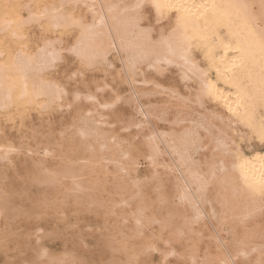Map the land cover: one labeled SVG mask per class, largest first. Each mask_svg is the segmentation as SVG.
Returning <instances> with one entry per match:
<instances>
[{
	"label": "bare ground",
	"instance_id": "1",
	"mask_svg": "<svg viewBox=\"0 0 264 264\" xmlns=\"http://www.w3.org/2000/svg\"><path fill=\"white\" fill-rule=\"evenodd\" d=\"M148 5L167 27L144 23ZM38 24L76 33L32 44ZM65 52L114 70L120 84H105L113 99L98 84L69 102L53 74ZM171 68L187 91L156 77ZM82 95L88 104L76 103ZM121 102L134 118L125 121ZM55 106H75L71 121L59 136L41 132L37 148L15 143L0 122V162L23 163L15 177L35 197L28 205L18 185L0 183V264H21L30 247V264H264V0H0V116ZM40 206L56 218L43 237L75 226L82 242L71 246L89 259L43 262L46 247L27 242ZM85 212L112 229L82 230Z\"/></svg>",
	"mask_w": 264,
	"mask_h": 264
},
{
	"label": "rangeland",
	"instance_id": "2",
	"mask_svg": "<svg viewBox=\"0 0 264 264\" xmlns=\"http://www.w3.org/2000/svg\"><path fill=\"white\" fill-rule=\"evenodd\" d=\"M144 23L154 25L156 28V31H157L161 26L167 27L168 17L165 16L163 18L158 19V17L155 15L154 10L152 9V7L148 5L146 7V17H145ZM75 33H76V31L73 29L67 30L63 33H59L58 31L45 29V28H43V26L38 24L37 26H33L32 29L30 30V37H31V43L33 44L36 41H37V43L40 42L41 39H43L44 37H54L56 35H61V37L64 39V42L69 43L72 41V38L74 37ZM64 54H65V59H63L62 61H60L58 63V66L54 68L53 74H57L60 77V79L66 83V86L69 88V92H68V101L69 102L72 103V101H73V91L74 90H77V89L83 90L84 89L83 90L84 92L87 91L88 88L95 90L96 89L95 87L98 84L105 86L102 90L97 91L98 94L103 98L106 97V99H113L112 96H115L114 91L111 90V87L108 88L109 86L107 85L108 86L107 87L105 84L109 83V81H110L109 84H111L115 87H117V85L120 84V82L117 79L116 74H114V70H111V72H110V70H108V71L106 70V72H105V70L98 69V68L88 69V68H85L83 65H81L79 63V61L77 59H75L72 55H70L68 52H65ZM67 56H68V58H66ZM64 66H65V68H64ZM73 71H82L84 75L81 76L82 72H78L77 76L75 75V77H74V75H72ZM60 72H61V74H60ZM148 73L151 75H156V74H153L152 71H149ZM108 75H110V76H108ZM156 77H158L159 79L161 78V80L162 81L164 80L165 83H171L172 82V84L177 85L182 91H187V88H185L184 83L179 78V72L176 68H171V69L167 70L163 75H156ZM82 80H86V81H82ZM126 86H127L126 84H124V86H121L119 91L124 90V89L126 90ZM161 96L162 95L158 94L156 97H154V99H157V98L159 99V98H161ZM78 102L88 104V101H86L84 96L82 98H79L76 101V103H78ZM117 106H120V108L123 110L125 121L135 117L133 109L130 105L121 102ZM74 108H75V106H72V107H68V109H67L64 106V108L61 109L59 106H55L53 109L46 110V111H40L39 109H37L35 107H30L25 112H23L22 115H21V113L16 114L15 118L12 120H11V118L9 119L8 115L2 113V115L0 116V122L3 124L4 128L7 130L6 132L8 134H10L11 137H13L12 140H14L15 143H17V144L23 143L26 145V147L31 146V148H37L38 146L36 147V145H38L39 141L40 140L42 141L47 137L46 135H43V133H41V132H49L50 129L55 128V131L53 129H52L53 131L51 130L52 134H54V136H59L61 134V132L58 129H64L68 125V122L71 121V114L73 113ZM119 123H120L119 121L115 122L114 126L119 127ZM160 123H163V122H160ZM21 124H23V125H21ZM50 125H53L55 127H51ZM19 127H20V129H18ZM34 127H36V129L39 130V133H37L36 138H34L32 136V132H33ZM134 130H135V128L132 131L133 133H134ZM122 133L127 135L129 132L123 130ZM67 134H68V132H67ZM27 144H29V145L27 146ZM24 152H26L25 148L22 149V151L20 152L21 154H19V155L22 156ZM14 155L17 156L18 154L15 153ZM18 165L19 166L22 165V167H19ZM18 165L14 166V165H10V164H3L0 162V171H2V173H3V174H1V172H0V174L2 175V180L0 181V183L3 182L4 185L9 183L8 186L11 184H12V186L18 185L17 186L18 192L23 193L18 197V200H22L24 203H28V205H29L35 200V197L29 198L28 195L25 193V190L22 188L23 187L22 182H24V178L21 180L16 178L17 175H19L20 173L23 172L22 174H24L26 172V170H23L25 167V165L23 167V163L18 164ZM16 168H18V169L16 170ZM16 171L18 174L16 173ZM13 180H15V181H13ZM10 181H13V182L10 183ZM4 185L1 184L0 186H4ZM8 186H5V187L6 188L11 187V186L10 187H8ZM64 209H65V211L67 210L68 213L73 212L72 204L66 206V208H64ZM39 210H40V212H38L37 214H31V215H33L32 216V223H31L32 224V226H31L32 227V233L30 235V238L27 239V242L31 241L33 243L38 244L40 252H42V250L46 247L48 253H46L45 256L41 257L43 262L49 258L50 254L63 255L66 252L68 253L67 254L68 256H72L74 254V256L83 257L86 259H89V257H91L90 256V254H91L90 250L76 249V248H73L71 246V243L73 241H77L78 239H80V241L82 242L81 237H79L78 235H73V233H72V231L75 230V226L68 228V230H71V233H68V234L62 233V234L57 235V236L43 237V235L48 233L49 231H56V230H51L56 224V218L54 216H52L54 211L47 213V209L43 210L42 206L39 207ZM85 215H86V221L85 222H87L88 225L82 226L81 227L82 230L91 231L96 235H101L102 233L106 232L107 230L112 229V227H110L109 229H106L104 227V225L100 219L101 218L100 216H96L93 213H88V212H85ZM65 223H67V222H65ZM65 223H63V224H65ZM21 226H22V223L17 224V227H21ZM98 226H99V228H98ZM39 227H41V228H39ZM87 227H91V228H87ZM19 229H22V227ZM98 229L99 230L101 229L102 232L99 231ZM83 234L85 235V239H86V240H84V239L83 240L88 241L89 243H92V241H91L92 236L87 235L86 233H83ZM19 240L21 241L22 246H23V243H26V239L24 237H20ZM23 247L26 249L29 246L25 245ZM31 250H33L32 247H30V249L29 248L26 249L27 252H23L20 254L19 260H21L20 261L21 264H30L32 262L31 254H33L34 251L31 253L30 252ZM93 255H94V257H96V255L94 253H93ZM118 255L121 256L120 254H118ZM4 259H5V253L0 248V263H2L4 261ZM103 261H101V262H103ZM65 263H68L67 260H65ZM44 264H46V262H44ZM73 264H77V261L73 262ZM97 264H99V262Z\"/></svg>",
	"mask_w": 264,
	"mask_h": 264
},
{
	"label": "snow or ice",
	"instance_id": "3",
	"mask_svg": "<svg viewBox=\"0 0 264 264\" xmlns=\"http://www.w3.org/2000/svg\"><path fill=\"white\" fill-rule=\"evenodd\" d=\"M157 7H159V5H157Z\"/></svg>",
	"mask_w": 264,
	"mask_h": 264
}]
</instances>
